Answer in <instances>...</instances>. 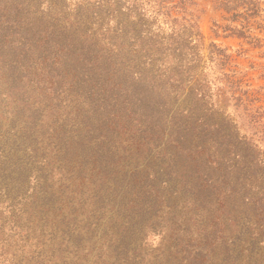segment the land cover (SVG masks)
<instances>
[{"label": "trees", "instance_id": "1", "mask_svg": "<svg viewBox=\"0 0 264 264\" xmlns=\"http://www.w3.org/2000/svg\"><path fill=\"white\" fill-rule=\"evenodd\" d=\"M159 16L142 0H0L10 264H238L252 224L264 240L261 152L207 106L192 60L166 64Z\"/></svg>", "mask_w": 264, "mask_h": 264}, {"label": "rangeland", "instance_id": "2", "mask_svg": "<svg viewBox=\"0 0 264 264\" xmlns=\"http://www.w3.org/2000/svg\"><path fill=\"white\" fill-rule=\"evenodd\" d=\"M142 1L151 11V21L160 15L155 25L161 23L163 31L156 34L164 37L166 64L192 60L196 65L193 76L200 82L203 77L209 89L207 106L230 121L239 137L247 138L264 159V0H258L262 10L257 12L247 9L253 4L239 5L240 0ZM259 233L252 224L243 237L244 254L238 264H254L256 258L264 256V240L258 239L262 237ZM162 236L152 234L146 239L149 250L161 246ZM14 247H5L8 252L0 256V264H10Z\"/></svg>", "mask_w": 264, "mask_h": 264}]
</instances>
